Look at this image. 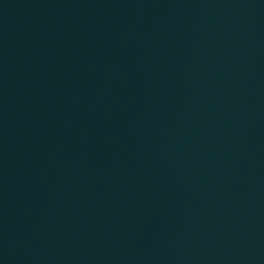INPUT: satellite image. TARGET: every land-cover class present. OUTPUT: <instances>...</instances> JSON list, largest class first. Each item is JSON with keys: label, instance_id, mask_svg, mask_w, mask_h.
I'll list each match as a JSON object with an SVG mask.
<instances>
[{"label": "water", "instance_id": "water-1", "mask_svg": "<svg viewBox=\"0 0 264 264\" xmlns=\"http://www.w3.org/2000/svg\"><path fill=\"white\" fill-rule=\"evenodd\" d=\"M0 264H264V0H0Z\"/></svg>", "mask_w": 264, "mask_h": 264}]
</instances>
